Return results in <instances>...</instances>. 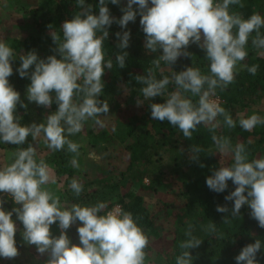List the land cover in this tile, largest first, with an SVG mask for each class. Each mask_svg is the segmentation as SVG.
<instances>
[{
  "label": "trees",
  "instance_id": "1",
  "mask_svg": "<svg viewBox=\"0 0 264 264\" xmlns=\"http://www.w3.org/2000/svg\"><path fill=\"white\" fill-rule=\"evenodd\" d=\"M188 1L195 11L181 17ZM24 10L30 28L0 42V150L13 180L41 185L52 165L54 196L136 263L168 217L171 252L159 264H264V0H36ZM120 106L129 113L99 129ZM88 151L106 155L93 178ZM19 243L0 233V264H30Z\"/></svg>",
  "mask_w": 264,
  "mask_h": 264
},
{
  "label": "rangeland",
  "instance_id": "2",
  "mask_svg": "<svg viewBox=\"0 0 264 264\" xmlns=\"http://www.w3.org/2000/svg\"><path fill=\"white\" fill-rule=\"evenodd\" d=\"M35 3L36 0H0V42L13 35L22 36L30 28L28 26L30 19L24 6ZM194 11V3L188 1L179 15L190 16ZM63 29L68 32L66 23L63 24ZM74 71L77 73L76 70ZM124 108L120 106L102 116L98 121V128L111 127L115 118L122 114L127 115L129 111L124 112ZM259 109L264 110V106H260ZM246 126L250 127L251 124ZM86 155H88L89 167L86 168L88 176L93 178L96 176L97 166L106 165L104 162L106 155L104 151H88ZM122 160L123 158L118 159L120 162ZM9 161V153L0 150V210L2 205L8 207L7 214L0 213V233L9 235L20 242L21 258L25 262L30 264H159L164 260L165 255L171 252L172 237L168 217H159L156 220L159 237L149 238L152 246L150 259L143 263H136L128 255L118 252L106 240V237H100L98 233L90 229L91 218L76 219L75 208L54 196L57 189L61 188V183L58 182L52 165L46 164L43 167L45 177L41 185L37 181L26 185L13 180L7 169ZM115 164L118 165V162ZM120 165L124 164L121 162ZM160 197L162 195L157 198ZM154 207L155 204L151 206V210ZM29 211L35 212V221L25 217L29 216ZM37 212L46 219L43 226L36 224ZM119 213L120 207L115 205L109 214L118 216ZM78 214L82 216L81 212ZM11 264H17V261L13 259Z\"/></svg>",
  "mask_w": 264,
  "mask_h": 264
},
{
  "label": "built area",
  "instance_id": "3",
  "mask_svg": "<svg viewBox=\"0 0 264 264\" xmlns=\"http://www.w3.org/2000/svg\"><path fill=\"white\" fill-rule=\"evenodd\" d=\"M67 33L71 34L69 29ZM217 107H218V99H210L208 102L207 112H209L212 115H215L217 112Z\"/></svg>",
  "mask_w": 264,
  "mask_h": 264
}]
</instances>
